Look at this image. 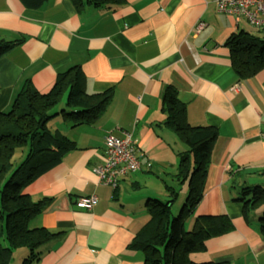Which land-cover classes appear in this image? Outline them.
<instances>
[{"label":"crops","instance_id":"1","mask_svg":"<svg viewBox=\"0 0 264 264\" xmlns=\"http://www.w3.org/2000/svg\"><path fill=\"white\" fill-rule=\"evenodd\" d=\"M215 1L124 0L112 11L87 5L77 11L70 0H45L35 9L0 0V41L17 42L0 56V113L11 109L25 84L45 94L73 67L80 69L87 94L113 90L93 124L62 118L56 130L74 149L24 187L33 201L49 200L29 227L54 234L32 264H142V253L128 245L147 219L145 202L167 200L178 188L173 175L177 153L184 150L163 124L167 87L185 104L188 124L213 126L218 134L193 216L224 214L232 226L193 259L264 264L257 219L242 216L229 176L235 174L240 185L242 177H264V69L247 79L233 72L225 42L252 29L242 18L219 12ZM199 23L204 27L196 32ZM109 133L130 134L139 162L150 165L121 177L115 197L93 172L104 160ZM91 195L97 198L91 209L74 205Z\"/></svg>","mask_w":264,"mask_h":264},{"label":"trees","instance_id":"2","mask_svg":"<svg viewBox=\"0 0 264 264\" xmlns=\"http://www.w3.org/2000/svg\"><path fill=\"white\" fill-rule=\"evenodd\" d=\"M26 7L38 8L45 0H20ZM77 11L85 5L94 9L115 10L124 0H70ZM264 33L263 30H256ZM17 42L0 41V56ZM230 53V66L240 79L255 76L264 69V38L248 31L232 34L225 42ZM83 75L77 67L59 74L51 87L40 94L25 84L8 112L0 113V264H9L15 250L24 249L22 264H32L40 257V249L54 234L44 228H30V221L48 205L49 200L33 201L23 190L44 172L56 166L74 143L47 123L61 116L64 120L84 125L98 120L113 97L112 88L100 94H87ZM164 126L184 145L177 153L178 165L173 180L178 184L169 199H148L146 221L131 240L128 248L142 253V264H215L196 262L192 255L205 251V243L232 228L224 215L193 216L202 192L214 142L218 136L213 126H192L186 122L185 104L176 90L165 88L162 97ZM63 107L55 108L60 104ZM244 171V170H243ZM264 176V170L259 173ZM237 186L235 174L229 173ZM182 186L186 197L177 216L172 207ZM114 189V197L116 194ZM116 200V198H115ZM242 216L250 221V212L259 214L258 232L264 239V188L241 185L240 196L233 199ZM191 219V227L185 228ZM256 219V218H254ZM3 240L4 245H2Z\"/></svg>","mask_w":264,"mask_h":264},{"label":"built area","instance_id":"3","mask_svg":"<svg viewBox=\"0 0 264 264\" xmlns=\"http://www.w3.org/2000/svg\"><path fill=\"white\" fill-rule=\"evenodd\" d=\"M215 5L219 12L235 18H242L255 30L264 31V0H216ZM204 27L199 23L196 32ZM150 165H141L135 154V148L130 134L123 137L107 134L104 137V160L93 168L98 182L106 187L115 189L119 179L132 172H144ZM97 201L93 195L78 197L74 205L78 208L89 210Z\"/></svg>","mask_w":264,"mask_h":264},{"label":"rangeland","instance_id":"4","mask_svg":"<svg viewBox=\"0 0 264 264\" xmlns=\"http://www.w3.org/2000/svg\"><path fill=\"white\" fill-rule=\"evenodd\" d=\"M251 33L253 34L254 31H256L255 29H253L251 26H249ZM254 30V31H253ZM254 35V34H253ZM63 107V104L60 103L56 108L55 110H59ZM62 117L59 116L57 118H54L52 119L50 122L47 123V128L50 129L51 131H55L56 129L59 128L60 125H62ZM176 136V135H175ZM177 137V136H176ZM178 142L175 143V147L177 149H183L185 148L184 145L180 142V140L177 138ZM249 178V177H247ZM242 181H243V185L244 186H249V187H262V189L264 188V177L262 179H259L257 177H254V178H251L249 180L247 179H244V177H242ZM242 185V184H241ZM241 185L238 184L237 187L235 188V192L233 193L236 197H239L240 196V190H241ZM179 188V187H178ZM124 190L123 188H121V193H123ZM185 197H186V187L184 186L181 191H180V194L178 196V198L176 199V201L174 202L173 204V207L171 209L172 211V214L174 216H177V214L179 213V210L185 200ZM259 217V214H257L256 212H250L249 214V218L252 219V222H253V218H258ZM257 222V221H256ZM191 227V219H189L186 224H185V228L186 229H189ZM0 239H2V236H0ZM2 242V245H4V242L3 240H1ZM197 255V254H195ZM27 256V251L24 250V249H20V250H15L13 252V257H12V260L10 261L9 264H22V260ZM194 258V255L191 256V259Z\"/></svg>","mask_w":264,"mask_h":264}]
</instances>
